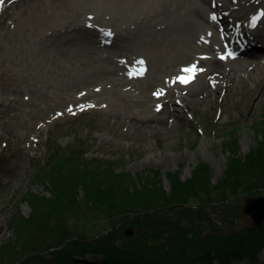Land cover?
Wrapping results in <instances>:
<instances>
[{"label":"rangeland","instance_id":"rangeland-1","mask_svg":"<svg viewBox=\"0 0 264 264\" xmlns=\"http://www.w3.org/2000/svg\"><path fill=\"white\" fill-rule=\"evenodd\" d=\"M59 1L0 0V3L3 2L0 7V250L13 243L15 231H12L11 225L33 221L34 200L53 198L52 184H55V178L48 183L51 177H46L47 173L53 170L47 166V162L52 155L62 152L66 156L80 157L82 162L75 165L81 167L85 164L91 171L100 165L104 168L110 166L113 174L126 180L130 195L144 192L149 198L166 200L168 204L176 202L173 200L176 195L184 203L183 207L188 205L189 209L182 208L184 212L175 214L172 219H181L182 223L196 228L201 226L204 234L199 237L207 242V248L213 245L206 237L212 232L208 229L218 230L212 233H219L226 241L231 234H241V230L245 235L254 233L258 227H251L250 231L246 229L247 223L242 222L240 210L247 196H256L258 191L264 195V188L247 191L244 181L253 182L259 178L255 175L261 171L255 166L264 159V73L256 77L259 70H251L248 62L243 73L247 70L250 72L245 74L246 78L238 79V86L229 92L225 91L223 86L226 80L222 78L217 89H214V84L204 81L205 85L200 91L207 88L205 92L209 95L201 99L199 91L197 98L202 101H191L188 97L184 104L183 97L181 101L176 96L171 97L168 123L157 129L122 123L110 115L107 103L102 98L98 104L85 100V96L76 101L75 94L67 98L66 92L70 90L61 86L56 89L52 77L56 71H43L42 51H56V45L68 48L83 46L84 40L80 35L84 31L85 14L91 15L85 10L87 4L83 3L89 0H79L82 7L79 13L64 11L56 4ZM182 2L183 6L179 2L176 7L178 17L165 21L173 27H177L176 22L182 19L188 20L185 26H190L193 9L200 4L198 0ZM255 2L259 3L245 12V19L257 6L264 10V0ZM208 4L209 0L205 3V15L210 17L212 9ZM228 4L234 5L230 0ZM232 13L235 15L230 17L231 22L239 18L243 20L237 6ZM56 17L59 19L57 26L65 19H73L75 26H68L67 36L56 38V33H52V28H56ZM97 20L107 22L112 27L117 21L109 13L99 16ZM78 27L80 31L77 32ZM202 30L212 31L211 27ZM253 32L264 35V20ZM214 34L217 37L215 31ZM259 38H262L260 45H264V37ZM216 50L212 51L213 56ZM124 54V51H116L111 55L120 60ZM201 79L192 87L201 84ZM225 96L229 97L226 99ZM257 96L259 101L254 102ZM28 98H34V101L30 103ZM62 99L64 103L56 105L55 100ZM47 105L51 106L50 112L40 115L39 111ZM154 105L155 102L152 109L157 111ZM133 128L144 132H132ZM242 164L244 166L238 168ZM235 169L241 174L244 169L245 176L231 173ZM39 172H43V175L40 176ZM54 172L53 177L63 175L59 170ZM230 177H238L242 182L232 186ZM225 189L227 194L224 197ZM77 193L79 201H90L91 195L83 189ZM108 195L107 192L98 191L94 196L111 200ZM131 198L134 196L128 197L125 193L115 197L117 202L124 204L130 203L128 199ZM90 213L91 210L84 209V213L71 218L75 231L92 236L114 226L118 228L124 214L109 211L95 216ZM190 214L195 215L193 219ZM228 217L230 221H226ZM233 220L237 222L234 224ZM256 234V240H249L245 250L253 247L252 244L264 242V232ZM242 236L234 240H242ZM238 248L242 250V247ZM100 253L87 252L85 257L88 264L104 262L105 254ZM255 254L244 252L240 257L229 256L223 263L214 258L213 264H259L264 245Z\"/></svg>","mask_w":264,"mask_h":264},{"label":"bare ground","instance_id":"bare-ground-1","mask_svg":"<svg viewBox=\"0 0 264 264\" xmlns=\"http://www.w3.org/2000/svg\"><path fill=\"white\" fill-rule=\"evenodd\" d=\"M198 1L200 4L193 9V20L190 26L183 27L188 23V20L182 19L176 22L177 28H173L165 21H173L178 17L176 7L179 2L181 6L184 5L182 0L83 1L84 4H87L85 10L91 13L90 18H93L91 29L85 32L82 30L83 33L80 35L84 40L83 46L76 45L68 48L56 45V51H42V69L45 72H49V70L56 71V74H52L56 89L61 86L63 89L70 90L66 92L67 98L75 94L74 99L76 98V101L82 100V97L85 96V100H92V102L95 101L97 104L102 98L103 102L107 103L106 108L114 119L134 126L157 129L168 123L167 114L170 115L171 113V96L175 94L177 89L180 88L184 91L186 96H183L182 99L184 104H186L188 97L191 101H202L201 99L207 98L209 94L205 92L207 88L203 89V91L200 90L214 76L212 73L215 71L217 74L213 77L214 89H217L221 79L225 78L226 85L223 87L228 92L238 86L236 85L238 79L246 78L245 74L250 72L247 70L243 73V70L247 69V63L244 62L228 58L221 61L217 57H213L211 53L207 58L199 56V50L208 53L210 51L208 47L213 45L214 48H218V45L216 41H211L206 46L203 45V48L197 45L198 34L205 33L202 29L207 28L209 25V20H207L205 15V6L203 5L206 0ZM247 3L250 2L247 1ZM56 4H59L64 11H72L73 13L82 11L79 0H60ZM254 5L256 4H249L248 9ZM105 12L119 21V25L125 24L124 27H117L114 23L112 36H116V39H119V43L107 51L102 50L91 38L85 40V33L91 37L102 31L95 28L94 24L98 21L97 18L99 16L106 14ZM57 19L58 17H56V28H52V33H56V38L67 36V32H69L68 26L70 24L73 25V19H65L60 26H57ZM130 23H133V26L127 27ZM159 23H163L164 26L157 28ZM101 25L107 26V22H101ZM245 25L248 26L247 21ZM76 31H80V28L78 27ZM257 36L264 37L260 33H257ZM132 43L135 45L133 46ZM78 47H81V49H77ZM254 49L255 54L256 51L262 50V47L256 45ZM116 51H124L125 54L122 57H126L131 63L137 58L138 60H147L150 69L149 73L140 79H128V71L126 70L124 75L123 65L111 55ZM185 60H193L191 64L195 63L196 66L202 68V71L197 73L195 80L196 83L202 78L201 84L192 87L193 81L191 84L183 86H170V79L173 78L177 70L179 71L180 65L186 64L182 63ZM249 64H251V70H259L256 77L263 74L264 54L258 57L251 56ZM207 71L211 72L206 74ZM163 74L169 76V84L165 87H161L164 82ZM181 84L183 83H178V85ZM158 85H160L159 88H156ZM190 87L192 88L189 89ZM76 88L77 90L74 91ZM160 88L167 89L159 96L154 95V93L160 91ZM199 91L201 99L197 98ZM228 97L225 96L226 99ZM28 99L31 100V98ZM258 99L259 96L255 98L254 102ZM33 101L34 98L30 103ZM55 101L56 105L64 103L63 99ZM153 102H155L154 108H156L158 103H161L160 111L152 109ZM50 107L47 105L43 110H40V115L48 114ZM132 132L139 133L144 131L139 128H133ZM255 255L257 254L253 256ZM259 264H264V254L261 255Z\"/></svg>","mask_w":264,"mask_h":264},{"label":"trees","instance_id":"trees-1","mask_svg":"<svg viewBox=\"0 0 264 264\" xmlns=\"http://www.w3.org/2000/svg\"><path fill=\"white\" fill-rule=\"evenodd\" d=\"M77 162H82L78 156H66L63 152L52 155L47 166H51L53 171L47 173L46 177H51L48 183L55 178V184H52L53 198L34 200L33 221L10 226L15 236L9 240L13 242L11 245H5L0 250V264H87L85 254L90 251L105 254L106 260L99 264H213L214 258L223 263L229 256L240 257L244 252L255 254L264 245L260 241L245 250L249 240H256V233L264 232L263 223L254 233L245 235L244 230H241V234L229 235L227 241L219 233H212L218 230L208 229L212 232L206 237L213 245L207 248V242L199 237L204 234L201 226L196 228L182 223L181 219H172L175 214L184 212L182 208L189 209L188 205L183 207L184 203L176 195L173 198L176 202L169 204L166 200L149 198L144 192L139 195L132 193L134 198L128 199V204L117 202L115 197H121L122 193L131 196L127 193L129 188L126 180L113 174L110 166L104 168L100 165L102 169L98 167L91 171L85 164V167L76 166ZM66 165H71L70 169ZM255 168L261 171L255 175L259 178L253 182L244 180L247 191L264 188V159ZM55 170L63 172L65 176L57 174L59 177H53ZM235 172L241 177L245 176L244 169L243 174L236 169L231 173ZM39 175H43V172H39ZM238 182H242L238 177L229 178L232 186ZM257 184L263 185L256 188L254 185ZM81 189L91 195L89 202L78 200L77 192ZM98 191L107 192L111 200L96 198L94 195ZM257 193L261 194L259 191ZM226 194L225 189L224 197ZM84 209L91 210L90 214L95 216L109 211L124 213L120 219L122 224L92 236L75 231L71 218L84 213ZM190 216L193 219L195 215ZM226 221H230V218ZM232 222L235 224L237 220ZM125 225H132L135 231L132 236L125 235ZM240 235H243L242 240L235 241L234 238ZM238 247H242V250Z\"/></svg>","mask_w":264,"mask_h":264},{"label":"water","instance_id":"water-1","mask_svg":"<svg viewBox=\"0 0 264 264\" xmlns=\"http://www.w3.org/2000/svg\"><path fill=\"white\" fill-rule=\"evenodd\" d=\"M240 215L242 222L247 223L248 228L258 227L264 223V195L247 196L241 206ZM134 229L129 226L125 230L126 236H132Z\"/></svg>","mask_w":264,"mask_h":264},{"label":"snow or ice","instance_id":"snow-or-ice-1","mask_svg":"<svg viewBox=\"0 0 264 264\" xmlns=\"http://www.w3.org/2000/svg\"><path fill=\"white\" fill-rule=\"evenodd\" d=\"M262 15H264V13H262ZM258 18H259L258 16H253L252 17V24H253V26L255 25V22H256V20ZM104 35L110 36L111 35V32L110 31L105 32ZM221 58H223V57H221ZM137 63L140 64V65H143L144 61L143 60H140V61H137ZM181 71L183 73H185L186 75L178 76L176 79L180 83L187 84V83H189L194 78V75H195V73L197 71V68H196V65L193 64V65H191L189 67L183 68ZM142 73H143V68L140 69V71H139L138 74H142ZM161 94H162V90L158 91L157 93H154V95H157V96H159ZM157 110H159V106H158Z\"/></svg>","mask_w":264,"mask_h":264}]
</instances>
